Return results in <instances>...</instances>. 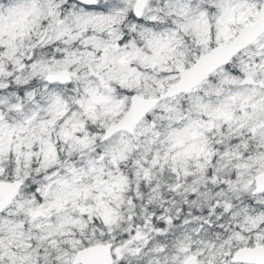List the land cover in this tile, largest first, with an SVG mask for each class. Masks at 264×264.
<instances>
[{"label": "snow or ice", "instance_id": "1", "mask_svg": "<svg viewBox=\"0 0 264 264\" xmlns=\"http://www.w3.org/2000/svg\"><path fill=\"white\" fill-rule=\"evenodd\" d=\"M0 264H264V0H0Z\"/></svg>", "mask_w": 264, "mask_h": 264}, {"label": "clouds", "instance_id": "2", "mask_svg": "<svg viewBox=\"0 0 264 264\" xmlns=\"http://www.w3.org/2000/svg\"><path fill=\"white\" fill-rule=\"evenodd\" d=\"M209 19H211V17ZM141 91H143L145 93V95H151L152 94V88L151 87H149L147 89H141ZM161 103H163V101H161ZM104 171H105V173H107V171H108L107 162H106V166H105ZM113 175H118V174L115 173V171L113 170ZM103 178L107 179V176L105 175V177H103ZM130 183H131V181H130Z\"/></svg>", "mask_w": 264, "mask_h": 264}]
</instances>
